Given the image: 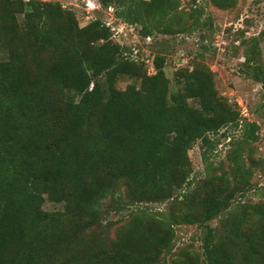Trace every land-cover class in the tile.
I'll use <instances>...</instances> for the list:
<instances>
[{
	"label": "trees",
	"instance_id": "16d2710c",
	"mask_svg": "<svg viewBox=\"0 0 264 264\" xmlns=\"http://www.w3.org/2000/svg\"><path fill=\"white\" fill-rule=\"evenodd\" d=\"M90 1L98 9L78 17L62 0H0V264H161L174 228L192 225L204 231L201 255L181 251L174 264H264V200H244L257 124L219 95L207 46L170 80L167 40L140 58L117 32L201 41L209 16L195 0L187 11L181 0ZM237 1L207 3L227 11ZM263 34L240 41L242 74L256 83ZM121 79L133 82L119 89ZM239 128L242 141L213 168L220 139Z\"/></svg>",
	"mask_w": 264,
	"mask_h": 264
},
{
	"label": "rangeland",
	"instance_id": "374dc122",
	"mask_svg": "<svg viewBox=\"0 0 264 264\" xmlns=\"http://www.w3.org/2000/svg\"><path fill=\"white\" fill-rule=\"evenodd\" d=\"M66 4L73 5L74 12L78 17L83 15L81 4H73L72 0H62ZM196 7L203 8L204 17L207 15L211 20V28H202V40H199L198 33L191 36L177 35L175 38L157 36L145 44L136 35V31L120 27L119 32L125 33L121 38L122 43L133 47L140 58H145L153 51L150 44L153 42H166L164 54L166 55L165 75L171 80L172 72L180 66L188 65L192 58L199 52L200 44L207 46L205 52V62L215 74V87L219 95L224 96L235 106L241 119L255 122L258 126L257 140L248 144L245 150L247 155L254 161L251 164L253 177L251 182L253 188L246 192L244 200L255 202L259 199L264 200V82L256 83L242 74L244 72L240 66L245 45H240L241 40H247L252 36H257L264 32V0H238L234 8L227 11H220L207 3V0H195ZM190 0H181V7L184 11L189 8ZM69 6V5H68ZM84 16V15H83ZM90 14L88 18H90ZM104 17V15H103ZM88 20L83 19V25ZM243 30V36L238 38V31ZM119 37V36H118ZM259 38V37H258ZM117 41H121L116 37ZM121 43V44H122ZM260 48L259 60L264 71V34L258 39ZM6 54L0 50V61L5 60ZM148 68V73L150 69ZM132 80L121 79L117 83L119 89H123ZM242 128V127H241ZM229 131L230 143L228 140L220 139V144L210 155L209 162L212 167L218 163L225 162V156L232 146L242 141V129ZM191 161L193 174L199 176L204 172V164L200 157L199 145L195 144L188 152ZM245 156V154H244ZM260 162H262L260 164ZM227 165V164H226ZM224 166V165H223ZM254 166V167H252ZM43 210L51 212L60 209V205L45 201L42 205ZM152 210L162 211L164 205H150ZM110 220L118 219V215L111 214ZM210 227L216 225V221L209 222ZM175 238L171 253L161 259V264H174V258L181 251H195L201 255L200 238L203 229L197 226H178L174 228Z\"/></svg>",
	"mask_w": 264,
	"mask_h": 264
},
{
	"label": "built area",
	"instance_id": "2783aa9c",
	"mask_svg": "<svg viewBox=\"0 0 264 264\" xmlns=\"http://www.w3.org/2000/svg\"><path fill=\"white\" fill-rule=\"evenodd\" d=\"M76 0H72V3L74 4ZM66 5H69L70 4H66ZM85 12H90V11H95L98 9V7L94 4V2L90 1V0H87L84 2V8ZM108 14H110L112 12V9L111 8H108L107 10ZM121 28L118 29L117 32H119ZM148 40V39H147Z\"/></svg>",
	"mask_w": 264,
	"mask_h": 264
},
{
	"label": "water",
	"instance_id": "95a60500",
	"mask_svg": "<svg viewBox=\"0 0 264 264\" xmlns=\"http://www.w3.org/2000/svg\"><path fill=\"white\" fill-rule=\"evenodd\" d=\"M263 91H264V88H263Z\"/></svg>",
	"mask_w": 264,
	"mask_h": 264
}]
</instances>
